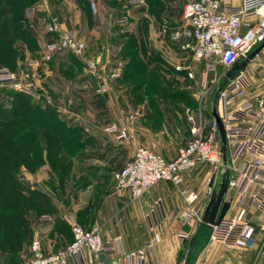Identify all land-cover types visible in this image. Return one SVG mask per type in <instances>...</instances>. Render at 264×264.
I'll return each mask as SVG.
<instances>
[{"label": "crops", "instance_id": "1", "mask_svg": "<svg viewBox=\"0 0 264 264\" xmlns=\"http://www.w3.org/2000/svg\"><path fill=\"white\" fill-rule=\"evenodd\" d=\"M165 1L161 0L164 9H170L173 2ZM231 4L237 6L239 0H231ZM30 8L35 10V16L24 15V19L34 39V50L16 41L13 68H24V60L38 59L45 43L66 34L85 42L84 59L110 61L118 68L119 77L108 85L106 94H97L96 83L84 75L81 61L64 52L57 53L50 62L33 71V88L39 96L33 104L52 110L66 126L78 128L82 146L71 158V166L61 184L45 161L32 171L19 167L16 180L22 187L21 193L37 191L47 204L43 213L27 214L28 242L37 240L43 254L57 252L71 241L70 226L77 224L85 230L96 228L103 240H117L124 253L148 244L143 264H263L259 253L264 244V209L244 204L243 220L252 229L254 242L248 248L235 249L209 241V229L200 223L178 222L177 215L184 202L169 182L154 184L135 200L125 192L110 196L112 175L129 161L135 148L143 147L172 160L177 150L188 142L191 126L199 125L208 133L213 120L204 103L194 100L201 64L193 62L189 53L180 48L183 42L190 40L177 44L162 40L171 47L172 56L168 60L157 56L165 67L158 72L171 81L173 90L187 92L191 105L156 100L158 111L154 112L147 100L135 102L131 88L121 82L127 63L121 50L127 39H135L139 58L144 62L151 54L144 45L147 9L143 0H34ZM132 11L145 16L138 26L137 20L133 22L134 33L126 27L131 22L129 13ZM39 17L55 23L57 32L44 33L35 25ZM122 32L125 34H120ZM138 33L144 34L145 39L138 38ZM174 66L189 68L193 77L186 78L184 72L174 71ZM259 96H264V90L259 91ZM241 102L218 105L216 114L221 118L225 111L233 110ZM7 105L10 108L11 104ZM123 109L134 115L132 122L121 115ZM249 119L254 121L252 117ZM110 124L125 129L127 139L117 143L104 134L103 128ZM243 161L238 159L233 163L236 171L242 169ZM222 174L214 172L213 168L198 166L182 174V186L197 192L212 175L217 176L213 183L216 185ZM253 189L246 194V199ZM210 192L209 188L201 191L196 204L205 205ZM223 200L228 202L224 217H232L235 195L226 189ZM90 260V253L84 252L81 258H69L66 264ZM103 264L137 263L125 261L118 254H108Z\"/></svg>", "mask_w": 264, "mask_h": 264}, {"label": "built area", "instance_id": "2", "mask_svg": "<svg viewBox=\"0 0 264 264\" xmlns=\"http://www.w3.org/2000/svg\"><path fill=\"white\" fill-rule=\"evenodd\" d=\"M25 16L34 17L35 10L27 8ZM35 25L46 34L57 32L56 24L46 17L37 18ZM158 36L161 40L175 44L190 40L183 42L180 48L189 53L193 62L201 64L200 81L203 83L206 75H215L218 69H222L219 75L222 79L225 77L224 71L238 62L246 61L244 67L261 63V57H264V0H239L237 6L232 5L231 0H184L180 25L173 28L161 26ZM258 47L260 49L247 60L248 55ZM85 50L83 40L61 34L45 43L38 59L30 60L27 65L36 67L38 63H46L59 52L81 57ZM107 63H101L98 59L85 62L86 75L98 84L95 90L97 94L106 93L108 85L119 77L118 68ZM172 68L174 71L184 72L188 79L193 77L187 67ZM243 68L232 79L238 80ZM26 78L29 75L18 76L15 72L0 68V88L36 96L30 84L25 83ZM217 94V98L221 96L220 103L224 107L228 104L226 95L231 100L239 99L244 94V88L234 84L226 95L219 92ZM121 115L128 122L134 120V115L126 109L121 110ZM219 119L226 148L224 165L221 162L214 122L212 121L206 134L199 125H193L188 130V142L177 150L172 160L143 147L135 148L129 161L112 175L110 196L125 192L131 200H135L154 184L169 182L177 189L184 202L183 209L177 215L178 222L183 225L190 222L200 223L205 205L196 202L200 192L207 189L208 180L195 192L182 186V174L199 165L213 166L214 172L218 174L226 170V189L235 195V213L232 217L223 216L217 224L209 226L208 240L235 249L250 247L254 239L252 229L243 220L244 204L258 210L264 209V104L258 97L243 100L233 110L225 111ZM103 133L111 136L117 143L127 139L125 129L116 124L105 126ZM238 159L244 160L240 171L233 167ZM251 188H254L253 192L246 199ZM70 235L71 241L64 248L50 254H43L38 241L32 240L28 246L29 255L25 264H66L69 258H81L84 252L90 253L91 260L82 264H103L104 257L108 254H118L125 261L143 264L149 247L144 244L134 252L124 253L117 240H103L96 228L85 230L77 224L70 226ZM259 257L264 264V244Z\"/></svg>", "mask_w": 264, "mask_h": 264}, {"label": "trees", "instance_id": "3", "mask_svg": "<svg viewBox=\"0 0 264 264\" xmlns=\"http://www.w3.org/2000/svg\"><path fill=\"white\" fill-rule=\"evenodd\" d=\"M33 1L0 0V67L13 69L16 41L34 50V39L24 19L25 10ZM143 2L147 13L160 12L152 9L161 6L159 0H151L150 4L148 0ZM138 54L135 39H127L121 50V56L127 58L121 82L131 88L135 102L147 100L154 112L158 111L156 100L191 105L187 92L173 90L169 83L163 82L158 70L164 62L157 54L152 52L146 62ZM79 137L78 128L66 126L52 110L40 108L25 95L13 94L10 108L0 109V264H21L12 253L17 251L14 243L24 234L28 240L27 214H41L47 207L39 192L21 193L22 187L16 180L19 167L32 171L45 161L61 184L71 166V158L82 146Z\"/></svg>", "mask_w": 264, "mask_h": 264}, {"label": "rangeland", "instance_id": "4", "mask_svg": "<svg viewBox=\"0 0 264 264\" xmlns=\"http://www.w3.org/2000/svg\"><path fill=\"white\" fill-rule=\"evenodd\" d=\"M148 1H149L148 4H150L151 0H148ZM159 1L161 2V0H159ZM162 1H164L166 3L165 0H162ZM170 1L173 2L172 4H170V6H172V7H170V9L169 8L167 10L164 9V5L162 3V4H160L161 6H159L157 8L152 7V9H154L153 11L160 9L159 10L160 12L156 13L157 15H153V13L152 14H149V13L146 14L147 24H145V28H146L147 33H146V41L144 42V45H146V50L149 53L153 52V53L159 55L160 57H162L164 60H168L172 56L171 51H170L171 47L169 46L168 43L162 41L159 38V36H158L159 29L162 25H165L168 28L179 26L180 22H181L180 16H181V12H182V7L184 4V0H170ZM149 10H150V8H149ZM129 15L131 17V18H129V20L131 22L128 23V25H126V27L129 30H132V32L134 33L136 31V28L134 27L133 22H135V20H137V26H138L139 23H141L142 21L144 22V20H141V19H144L145 16L143 14L137 12V11H132L131 13H129ZM122 23H124L123 20H122ZM143 35L144 34L140 35V33H138V38H140L141 40L145 39ZM14 50L16 52L17 48L14 47ZM64 53H66V52H64ZM67 54H69V53H67ZM69 55H71V54H69ZM71 56L74 57L75 59L81 61L82 66H83L84 75L86 77L90 78L85 73V62L87 60H92V59H86V58L84 59L83 56H81V57H77V56H73V55H71ZM51 60H49L48 62H50ZM93 60H95V59H93ZM29 61L30 60H24L22 62L24 64L25 69L20 68L19 70H16L15 68H13L12 70H9V69L8 70L17 73L18 76L29 75V78L25 79V83L30 84L31 90L34 92V88H33L34 85L32 82L33 77H34L33 71L36 70L37 68H39L40 66H42L43 64H46L48 62L38 63L39 65H37L36 67H31V66L29 67L27 65V62H29ZM99 61L101 63H104L101 60H99ZM106 62H108L107 64L109 66H111L110 61H106ZM0 68H4V67H0ZM160 68H161V71L165 70V67L163 68L162 65L160 66ZM21 69H23V70H21ZM221 72H222V69H218V71L215 75L214 74L206 75L203 83H202V81H200V78L196 77V80H197L196 85L198 86V89H197L198 92L196 93L194 100L195 101H202L204 103V107H205V109L209 115H210L211 108L214 106L215 110H216V107L219 105V103L221 101V98H220L221 96H218V98H217V95H218L217 93L219 92L220 94L223 93L226 95L228 89L231 86H233L234 84H237L238 86H242L244 88V94L238 100H233V101L231 100L229 95H226L225 99H226V101H229V103H234V101L252 100L255 97H258V99L262 103H264V96L263 97L259 96V91L264 90V57L263 56L261 57V63L260 64H249L248 66H245L241 70V75H240V78L238 80H236L234 78V79H230L233 81H230V80L225 81V80H223V78L221 79L219 77ZM165 73H166V71H165ZM159 75L161 77H163V80H164L163 82L165 84L171 83V81H169V79H166V77L162 76L160 73H159ZM90 79L96 83V86L98 85L94 79H92V78H90ZM15 93L22 94V95L29 97V99L33 103L39 99V96H37V95L36 96H30V95H27V94H24L22 92H18V91L12 90V89L0 88V109L2 111H5L8 109L7 104H11L12 95ZM106 93H104V94H106ZM104 94H100V95H104ZM220 105H221V103H220ZM199 166H207L208 168H213V166H209V165H199ZM215 180H217V176H215ZM24 235L22 236L21 240H18L17 243H14V245L17 248V251H14L12 253L13 256L16 257L21 264L26 263V261L28 259V255H29L28 254L29 242H28V240H26L24 238ZM4 241H6L8 243V239H5Z\"/></svg>", "mask_w": 264, "mask_h": 264}, {"label": "water", "instance_id": "5", "mask_svg": "<svg viewBox=\"0 0 264 264\" xmlns=\"http://www.w3.org/2000/svg\"><path fill=\"white\" fill-rule=\"evenodd\" d=\"M259 49L260 47H258L253 52H251L248 55L247 60L250 59ZM245 62L246 61L240 63V65L238 67H235V69L238 70L243 68ZM210 116L216 127L218 141H219V153L221 155V162L224 165L226 161L224 133H223L221 121L218 115L216 114L214 106L210 110ZM214 178L215 176L212 175L208 180L207 188L211 189V192L205 204L200 220V224L205 227H209L211 225L217 224L223 218L228 208V202L223 200V196L226 191L228 172L225 170L223 174L220 175L218 183L216 185L213 184Z\"/></svg>", "mask_w": 264, "mask_h": 264}, {"label": "flooded vegetation", "instance_id": "6", "mask_svg": "<svg viewBox=\"0 0 264 264\" xmlns=\"http://www.w3.org/2000/svg\"><path fill=\"white\" fill-rule=\"evenodd\" d=\"M239 65H240V62H238V63L234 64L233 66H231L230 68L226 69L224 71L225 77L223 78V80L228 81V80L232 79L233 76L240 70V69H238V70L235 69V67H238Z\"/></svg>", "mask_w": 264, "mask_h": 264}]
</instances>
